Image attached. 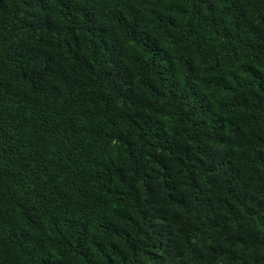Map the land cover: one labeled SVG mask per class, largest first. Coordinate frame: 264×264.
I'll return each mask as SVG.
<instances>
[{
    "label": "trees",
    "instance_id": "obj_1",
    "mask_svg": "<svg viewBox=\"0 0 264 264\" xmlns=\"http://www.w3.org/2000/svg\"><path fill=\"white\" fill-rule=\"evenodd\" d=\"M0 264H264V0H0Z\"/></svg>",
    "mask_w": 264,
    "mask_h": 264
}]
</instances>
